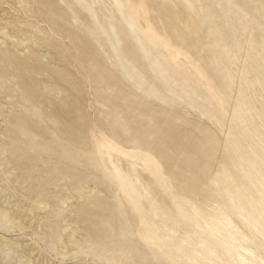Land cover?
Wrapping results in <instances>:
<instances>
[{
    "label": "rangeland",
    "instance_id": "rangeland-1",
    "mask_svg": "<svg viewBox=\"0 0 264 264\" xmlns=\"http://www.w3.org/2000/svg\"><path fill=\"white\" fill-rule=\"evenodd\" d=\"M64 1L0 0V46L45 47L0 61V264H264V0Z\"/></svg>",
    "mask_w": 264,
    "mask_h": 264
},
{
    "label": "bare ground",
    "instance_id": "bare-ground-1",
    "mask_svg": "<svg viewBox=\"0 0 264 264\" xmlns=\"http://www.w3.org/2000/svg\"><path fill=\"white\" fill-rule=\"evenodd\" d=\"M39 1H41V0H39ZM58 2V1H57ZM63 3H67V5L66 4H63ZM63 3H56V7H57V9H56V12H57V14H59V15H61V16H63V17H65L67 14V11H68V9H67V7L68 6H70V4H71V2H68V0H65ZM63 4V5H62ZM62 5V6H61ZM48 9H47V7H46V11H47ZM38 12H40V13H42L41 11H40V8H39V10H38ZM40 13H38L35 17L36 18H38V20H39V23L40 22H42V23H46L47 24V26H48V28H49V30L51 31V33L52 32H61L62 33V31H63V33H65L64 32V30H62V29H64V27L61 29V26H62V24H61V26H60V23L59 22H57V17H56V15H54V18L52 19L51 18V16H49L47 19H45ZM19 17L15 14L13 17H12V20L13 21H17V19H18ZM68 18V17H67ZM39 29V28H38ZM66 30V29H65ZM39 32V31H38ZM51 33H49L50 35H51ZM62 33V35H64ZM67 33V32H66ZM66 33H65V35H64V37H66ZM35 34H36V31H35ZM53 35V34H52ZM62 35H61V37H62ZM69 36V35H68ZM55 37H56V34H55ZM60 37V38H61ZM44 38V37H43ZM50 38V37H49ZM43 40V39H42ZM47 40H49V39H47ZM63 40V39H62ZM16 41L17 42H19V43H21L19 40H15L14 38H12V42H10V45H7L6 43H4V42H2V44H1V46H0V61L1 60H3V58H5L10 64H12V65H15V66H19L22 70H24V72L26 73V72H29L30 73V75H31V70H33L32 68H33V66H34V64L36 63V62H38L39 61V58H37L35 55H33V53H31V52H34V50H36V53H39L40 52V50L42 49V48H45L44 47V45L42 44V42L40 41L39 43H37L36 41L35 42H32V43H29L26 47H24L22 44L23 43H21V44H17L16 43ZM52 41V40H51ZM65 41V40H64ZM68 41H70L69 39H68ZM45 43H46V41H45ZM48 43V42H47ZM49 43H50V41H49ZM48 43V44H49ZM55 43V42H54ZM51 44V43H50ZM43 45V46H42ZM11 46V47H10ZM48 46V45H47ZM46 46V47H47ZM51 46V45H50ZM54 46H55V44H54ZM56 47V46H55ZM54 47V48H55ZM28 49V51L23 55V56H21L19 53H18V50H20V49ZM49 48V47H48ZM51 48V47H50ZM67 48V47H66ZM49 50V49H48ZM51 50V49H50ZM53 50H55V49H53ZM52 50V51H53ZM46 51H47V49H46ZM45 51V52H46ZM48 52V51H47ZM55 52V51H54ZM59 53H61L60 51H59ZM64 53V52H63ZM82 53H83V55H84V52L82 51ZM49 55V56H48ZM51 54L49 53V54H45V55H43V57H41V58H43L44 60H50L51 59V61H52V59H54V58H52V56H50ZM55 55V54H54ZM65 55V54H64ZM69 55V54H68ZM66 56V55H65ZM86 56V55H85ZM84 56V57H85ZM67 58L69 57V56H66ZM87 57V56H86ZM56 58V57H55ZM64 59H65V57H63ZM85 59V58H84ZM83 59V60H84ZM41 61L40 62H42V59H40ZM35 61V62H34ZM50 61V62H51ZM44 62V61H43ZM39 63V62H38ZM46 63V62H45ZM52 63V62H51ZM56 63V62H55ZM66 63H68V62H66ZM44 64V63H43ZM48 65H49V63H47ZM46 64V65H47ZM53 64V63H52ZM36 67V66H35ZM48 67V66H47ZM41 68V67H40ZM43 68V67H42ZM41 68V69H42ZM45 68V67H44ZM43 68V69H44ZM52 68V67H51ZM54 68H55V66H54ZM54 68L52 69L53 71H54ZM43 69H42V71H43ZM49 70H50V68H48ZM56 69V68H55ZM59 69V68H58ZM35 70H37V69H35ZM51 70V73L53 72ZM34 71V70H33ZM42 71H40V73L42 72ZM56 71H57V69H56ZM64 71V70H63ZM63 71H61V74H62V72ZM38 72V71H37ZM45 72V71H44ZM48 72V71H47ZM66 72V71H65ZM64 72V73H65ZM26 74H28V73H26ZM26 74H24V78H22V81H23V89H24V94H25V96L27 95V96H29V98H30V100L34 103V104H37V105H39V106H41L44 110H47V108H50L49 110L50 111H52V109L53 110H55L54 108H52V104H54L53 103V101H52V99H51V97H49V95L48 96H46V95H40V93H38V92H32V88H33V86H35V84L33 85V86H31L29 83H26ZM35 74H37V73H35ZM45 75H46V73H44ZM44 74H42V77H43V75ZM53 75H55L54 73H52ZM33 75V74H32ZM31 75V76H32ZM44 75V76H45ZM33 76H35V75H33ZM38 76V75H37ZM40 76V75H39ZM38 76V77H39ZM68 76H69V74H68ZM68 76H66V77H68ZM36 77H34V79H35ZM46 78H48L47 76H46ZM30 79V78H29ZM38 79V78H37ZM52 79V77L50 78V80ZM53 79H54V77H53ZM31 80H33L32 78H31ZM44 79H42V81H43ZM30 81V80H29ZM34 81V80H33ZM32 81V82H33ZM39 81V80H38ZM49 81V80H48ZM31 82V81H30ZM39 82H41V80L39 81ZM53 82V81H52ZM45 84H47L46 83V81L44 82ZM41 84V83H40ZM44 84V85H45ZM52 85V84H51ZM36 86H39L38 84L36 85ZM54 86H55V82H54ZM53 86V88H56V87H54ZM45 87H46V85H45ZM48 87H49V85H48ZM35 89V88H34ZM51 89H52V86H51ZM35 90H37V89H35ZM43 90L44 91H46L45 90V88H44V86H43V88L40 90V91H42V93H43ZM50 91V90H49ZM57 91V88H56V90H55V92ZM51 92V91H50ZM49 93V92H48ZM57 93V92H56ZM45 94V93H44ZM52 94V93H51ZM52 96V95H51ZM52 97H54V96H52ZM53 99H55V102H56V98H53ZM55 105H57V103L55 104ZM54 105V106H55ZM53 106V107H54ZM41 108V109H42ZM22 109V107H19V110H21ZM61 113H55L56 115H58V117H56V119H57V121H59V122H63V119L65 118V117H68L66 114H65V112H64V110H61L60 111ZM45 113V112H44ZM47 113V112H46ZM238 114H239V111L237 112ZM50 114V113H49ZM22 116V115H21ZM41 116H42V114H41ZM45 116V115H44ZM46 117V116H45ZM19 119V118H18ZM52 119H54V117L52 118H49V116L48 117H46L45 118V121L46 122H49L50 121V123H48V127H49V125L50 124H53L51 121H52ZM15 122V121H14ZM43 123H45V122H43ZM18 124V123H17ZM16 124V125H17ZM45 124H47V123H45ZM67 125L69 124V123H66ZM44 125V124H43ZM19 126V125H18ZM17 126V127H18ZM41 126V125H40ZM166 157H167V155H166ZM249 167H250V170L248 171V176L252 179V178H254L255 177V172H254V167H255V163H251V164H249ZM1 171V170H0ZM0 181H1V183H2V186H3V188L5 189L4 191H8L9 193H10V195H14V196H16V193H14V191L9 187V185H7V183L6 182H3V177H2V174H1V172H0ZM259 192H260V194H261V197H262V201H263V203H262V206H261V208L263 209V211H264V181H262L261 183H260V188H259ZM54 193V192H53ZM52 193V194H53ZM34 197H36V196H34ZM37 198V197H36ZM18 203V205L17 204H15V207L16 208H19V206L21 205V204H23V209L25 210V211H28L30 214H32L33 213V211L34 210H43L44 208H46L47 207V205H45V204H42V205H44L43 207H41L40 206V201L38 202V203H32V202H25V201H23V200H20L19 199V202H17ZM264 217V216H263ZM18 247H19V245H18ZM202 248H203V250H204V252H205V254H206V257H213V255H216L215 254V250H214V248H213V246H210V247H207V246H205V248L202 246ZM213 254V255H212ZM254 252L253 251H251V250H249V249H246V248H241V249H239L238 251H236V253H234V254H232L231 253V257L234 259V260H239V262H240V264H258L257 262H255L253 259H250V258H255L254 257ZM217 256V255H216ZM249 256H250V258H249ZM29 259V258H28ZM31 261V260H30ZM26 264H31V262H26Z\"/></svg>",
    "mask_w": 264,
    "mask_h": 264
}]
</instances>
